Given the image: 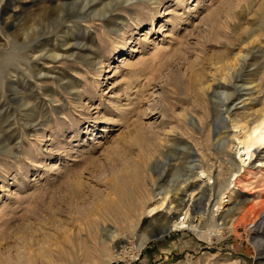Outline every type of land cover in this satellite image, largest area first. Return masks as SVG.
Returning a JSON list of instances; mask_svg holds the SVG:
<instances>
[{
    "label": "rangeland",
    "instance_id": "1",
    "mask_svg": "<svg viewBox=\"0 0 264 264\" xmlns=\"http://www.w3.org/2000/svg\"><path fill=\"white\" fill-rule=\"evenodd\" d=\"M9 1L1 3L0 13L5 18L9 12L16 14L13 26H35L37 32L34 29L29 34L30 45L42 41L50 52L70 44L79 50L77 56L91 57L103 67L96 74L97 65L91 68L81 60L55 62L60 68L59 72L55 69V75H61L62 82H54L53 73L39 80L42 93L47 95L55 88L61 94L51 103L58 105L55 110L44 103V95H37L35 77L20 70L10 75L0 61L1 264L4 259L17 264L22 255L25 264H103L112 250L121 252L124 243L110 247L100 237V224H110L119 238L133 234V242L144 229L156 230L166 205L137 221V195L122 204L110 188L115 172L125 175L131 169L127 164L139 161L140 146L147 152L171 144L168 161L161 159L162 164L154 169L160 173V185L177 178H171L173 165L177 166V174L183 175L188 173V166L201 162L212 173L207 185L212 186L214 194L231 168L230 152L214 150L223 143H215L219 137H228L227 130L212 134L218 116L212 112L211 101L221 97V89L214 87L224 82V63L238 54L243 57L244 63L242 67L241 61L236 65L237 77L230 86L242 95H233L232 103L246 108H237L236 112L244 114L264 107V0H152L158 8L153 24L143 8L145 0ZM105 11L109 13L101 20L100 14ZM118 16L127 19L121 24ZM133 17L141 18L142 23H135ZM116 23H120L121 37L109 31ZM4 25L1 21L8 35L12 25ZM84 69L89 73L83 74ZM206 83L211 86L209 97L200 89ZM15 90L19 92L15 94ZM72 91H80L81 99L71 100ZM190 115L197 121V128L192 129L186 121ZM245 116L241 115L243 119ZM27 118L33 119L25 125ZM36 122L39 130L33 128ZM36 131L39 137L33 135ZM169 136L179 140L172 144ZM7 146L14 155H4ZM166 163L169 165L163 172ZM73 181L81 184L77 198L69 190ZM233 187L216 214L218 230L207 229L214 226L206 220L212 215L208 209L213 194L210 197L207 190L206 194L189 190L181 200L188 198V219L198 224V234L187 228L171 231L161 239L148 241L139 252L127 242L124 254L107 264H264V148L248 160ZM104 198L115 201L117 209L111 220H100L93 214ZM201 202L207 204V214L196 212ZM84 208L89 213L93 210V227H84L79 219V211ZM121 218H136L135 227L125 226ZM55 222H62L63 229L55 228ZM15 235L23 243H12Z\"/></svg>",
    "mask_w": 264,
    "mask_h": 264
},
{
    "label": "bare ground",
    "instance_id": "2",
    "mask_svg": "<svg viewBox=\"0 0 264 264\" xmlns=\"http://www.w3.org/2000/svg\"><path fill=\"white\" fill-rule=\"evenodd\" d=\"M3 1L4 0H0V5ZM130 1L131 0H126V2H130ZM9 2H8V5L12 6V4H9ZM145 2L147 5L145 7L143 6V8H145L147 10V12H149V16H151L149 19H150L151 23L153 24L154 13H158L157 5H153L152 0H145ZM252 2H253V0L250 3H252ZM2 7H3V5H2ZM15 8H13V9H15ZM0 10H1V7H0ZM62 11H63V9H59L60 13ZM9 13H8L6 18L3 16L4 15L3 12L0 13V19L2 21V24L4 23L5 24L4 26L12 25V28H13V30L11 32H9V34L7 35L3 32L4 27L0 26V32H1L0 33V41H1L0 42V61H1V64L2 63L5 64V67H7L8 73L10 75H12V73L20 70L22 72L24 71L23 73H25V72L28 73V75L30 77H35L36 82H37V90L39 91L37 93V95H39V96L44 95L46 97L44 100V103L45 102L50 103V104L54 103L55 101H58L57 99H55V96L61 95L57 91H55V88H53L50 93H47V95L42 93V91H40V89H42L41 88L42 85L39 82V80L44 79V78L45 79L48 78V75H50L51 73L54 74V77L52 78L54 82H55V80L57 82H62L63 78L61 77V75H59V76L55 75L56 72H59L57 70L60 69L58 66L55 65V62L58 63L59 61H67L68 62L69 60H81L84 65L91 66V68H94L95 65H97L95 68V72H97L96 74H98L99 72L102 71L103 65L100 61L94 62L91 57H88L86 55H81L80 53H79V56H77L79 50L78 51L74 50L75 48L73 49L72 47H70V44L66 45L65 49H63V50H61L59 48L57 51L54 49V50H51L50 52L48 49H46V47L42 46V41H40L39 44L36 43V45H30L29 43L32 42V40L30 39L29 34H30V31H34L35 26H33V24H30L26 27L22 26L20 28L17 27L16 25L13 26V20H14L16 14H12V13L9 14ZM107 13H109V12L105 11V12H102L100 14L101 20L104 19V17L106 16ZM57 16H59V14ZM61 18H63V17L61 16L60 19ZM118 18L120 19L121 24L124 23V21H125L124 19H127V17H124V16H118ZM133 18L136 21L135 23H137V24L139 22H141V20H142L141 18H137V17H133ZM1 21H0V23H1ZM119 24L116 23V27L109 30L116 37H121V35H122L121 33H119V28H118ZM35 32H37V30ZM110 32H108V33L111 34ZM40 45L42 47H40ZM47 52H49V53H47ZM242 59H243L242 55L238 54L236 57L233 58V61L229 60L230 62L228 61L227 63H224L226 61V59H225V61H223L224 64L222 66H224L223 69L225 70V73H224V76L222 77V79L224 82H219L218 86L214 87V89H221V91L219 92V93H221V97L219 96L217 101H211L210 100L212 105L214 106L212 108V112L214 113V116L215 115L218 116L217 117L218 118V126H214V130L212 133L213 136H217L218 134H220L222 128L226 129L228 132V137L226 136L227 137L226 139L219 137L218 140L215 142L218 145V143L220 144L219 140H221V143L222 142L223 143L220 144V146L216 147V144L215 143L213 144L216 147V148H214V150L217 153H222V154H227V153H225L226 150L230 152V154L228 153L227 155H230L228 157H230L229 160H230L231 168L227 170V173H226V176L224 177V180H222V182H219V186L216 189V191L214 192V194L212 193L214 201L212 203V206L210 205L211 206L210 210L208 209V212H210V214H212V215H210L209 219L206 218V220H209V222H210V224L208 223L209 225L214 224V226L213 227L210 226L211 228L208 227L207 229L209 231L218 230V225H215V219L217 218L216 214L219 213L218 211L220 210V208L222 206L223 200L225 198L230 197L231 193L233 192V190H234L233 186L235 185L236 177L239 174H241V172L246 168L247 162L252 157V155L255 152H257L258 150H261L262 148H264V107H258L251 112H247L249 110L245 111L244 114H247V116H245L246 118L248 116H254L252 119L249 120V119H245V117H244V119H243V117H241V115H244L243 112L242 113L236 112L237 108L245 109L246 106L242 105L241 107H236L237 103H232L233 102V99H232L233 95L234 96L236 95V97L242 96L240 94V92L235 93L236 90L239 91V89H236V90L233 89L232 90V87L230 86L233 84V79H235L237 77L236 73L238 71L236 69V65H239V61H241L240 65L242 67V64L244 63ZM222 60H224V59H222ZM69 62H68V64H69ZM217 62H216V65H217ZM221 63H222V61H221ZM47 64L48 65L50 64V65L46 66ZM31 66H34L36 69L31 70ZM69 67L70 68L72 67L71 64ZM78 67H80V66H78ZM239 68H240V66H239ZM55 69H56V72H55ZM51 70H53L54 72H52ZM82 70H83V68H82ZM240 70H241V68H240ZM32 71L36 72V74L34 76L31 75V73H30ZM84 72H85V69H84ZM86 73H89L88 70H87V72H85L83 74H86ZM57 74H59V73H57ZM213 77H216V75L214 74ZM39 86H40V88H39ZM127 89H126V91H127ZM200 89L202 90L201 92L204 95H207L208 97L211 96V94H210L211 86L209 84H207V83L202 84ZM241 91H242V89H241ZM14 92H15V94H17L19 91L15 90ZM128 93H129V91H128ZM216 93H218V92H216ZM70 94L72 96L71 100L75 101L77 99H81L80 98L81 97L80 91H74V92L72 91V92H70ZM83 94H84V92H83ZM126 94H127V92H126ZM212 96H217V95L215 94ZM127 97L129 98V95L126 96V99H127ZM130 99L131 98H129L128 100H130ZM231 103H232V105H231ZM23 104H24V102H23ZM63 105H64V103H63ZM57 106L58 105H54V104L52 105L51 104L48 107H51V109L57 110V108H59ZM6 107H5V109H6ZM83 110H86V109H83ZM44 112H46V111H44ZM55 112L58 114L57 111H55ZM55 112L53 114H56ZM46 114L48 117L50 116L47 112H46ZM32 119L33 118H27L25 125H27V123L29 121H31ZM186 121L188 122V124L191 126L192 129L197 128V121L195 120L194 116H191V115L188 116V118H186ZM9 123H11V122H9ZM11 125H12V123H11ZM38 125H39L38 122H36L33 125L34 130H39ZM9 126H10V124H9ZM107 127H108L107 125L103 126L104 130H106ZM39 134H40V132H37V131L33 133V135L36 137L37 136L39 137ZM169 135H171V134H169ZM169 138H170L169 141L172 144H173V142L179 140V137H176V136H169ZM150 143H153V142H150ZM153 145H155V144H153ZM151 147L152 146H150V148ZM155 147H156V145H155ZM170 147H171V144L170 145L166 144V145H163L160 149L151 150L149 148L150 151L146 152L145 149L143 150L142 147L140 146V149H139L140 153L138 155L140 158L139 161L135 162L133 164L128 163L129 165L127 164V166H126V167L131 168L130 172H126L125 175L119 171L114 173L113 181L110 185V188L113 191L115 197H117V201H120L123 204V202H125V199L130 198L129 200H131V199H133L132 198L133 195H135V196L137 195L136 196V205H135V207L137 209V213H136L137 221L141 219L142 215L152 213L153 211H155L159 208H162L164 205H166V207L164 206L166 212L161 213V215H160V219H163V221L160 223L159 227L156 230H151V231L144 229L140 234H138V241L137 242L132 241L133 240V234L132 235L125 234L119 238V233L115 229H112V226L110 224H106V223L102 224V225L100 224V226H99L100 237L102 238V240H104V242H109L110 247L115 248V247L119 246L121 243H124L121 246L122 247L121 252H118V251L115 252L114 250H112L111 253L109 254V257L104 259L105 261L103 264H107L108 261L111 262L110 260L114 259L115 257H120L121 255H123L124 254L123 251L126 248L127 242L128 243L130 242L131 247H132L131 249H134L137 252H139L145 246V244L148 243V241L150 242V240L154 239L156 236L162 235L163 233H166V232L170 233L171 231L183 230L185 228L190 229L191 231H196V233H197V231L199 232V230H196L197 229L196 227L198 226V224H197V226L193 225L194 219L193 220L188 219V217H189L188 215L190 213L189 211L191 210L189 208V206L186 205V203H187L186 200L188 198L185 201L181 200V195L182 196H184V195L188 196V194H186V192L189 190H191L192 192L194 190H197V191L200 190L201 191L200 194H202L203 192H205V190H207V192L209 191L208 193H210V194H208V193L207 194L210 195V197H211L212 196V194H211L212 186L211 185L208 186L207 184H209V179L212 177V173L207 171V169H205V167H204V164H201V162H198L197 164H191L190 166H188V173L183 174V175L177 174V171H176L177 166L173 165L175 169L171 173V176H172L171 178H173V176L177 177V178L176 179L175 178L170 179L169 183H167L165 185H160L158 183L160 173L158 174L157 172H155L154 169L156 167L158 168V164H162L163 160H161V159H166L168 161V155L170 153L169 152ZM147 148H148V146H147ZM210 149H209V151H211ZM4 155L5 156H11V155H14V153H13L12 149L7 146V148L4 152ZM166 165H169V164L166 163L163 165V169H162L163 172L165 171L164 166H166ZM195 179H199V180L195 181ZM73 182L74 183L69 184V190L73 194L74 198L75 197L77 198L80 196L81 184H80V182L79 183H77L75 181H73ZM203 185H205V186L207 185L208 188L207 189L203 188ZM205 194H206V192H205ZM199 198L200 197H198V199ZM179 199H180V201L178 203L177 200H179ZM131 201H133V200H131ZM173 202H176V204L174 206L172 205ZM102 203L103 204L101 207L98 206V207L94 208L93 214L96 215L100 220H111V219H113L114 218V212L113 211L117 209V208L115 209V207H114L115 205L113 204V203H115V201L112 202L111 200L104 198ZM210 203L211 202H208V204H210ZM95 204L96 203H93V205H95ZM205 205H207V204L201 202V205H200V207H197L196 212L202 213V214H203V212H206L207 209H206ZM213 206H215V208ZM91 209H92V207H91ZM194 209H195V206L192 208V211H193V213H196L194 211ZM92 211H91V213H89L88 210H86L85 208L81 209L79 211L81 213L79 219L81 220L84 227L85 226L93 227L95 225V223H96L95 219L91 218L93 215ZM181 214H182V216L179 218V216ZM206 214H207V212H206ZM116 218H117V216H116ZM199 218H200V216H199ZM155 219H156V217H155ZM263 220H264V217H263ZM121 222H123V224H125V226H127L131 229V228L135 227V225H136V223H135L136 218L130 219V220H128L126 218H121ZM61 223L55 222V228H58V229L62 228L63 229V226ZM197 223H199V222H197ZM207 235H209V234L207 233ZM9 236H11V235H9ZM70 238H72V237H70ZM25 239L26 238H24V241H26ZM19 241H21L20 236L15 235L14 239L12 240V243H18L19 244ZM21 243H23V242L21 241ZM18 244H16V245L18 247H20L21 245L19 246ZM255 246H257V245H255ZM23 249H24V247H23ZM27 253H28V251H27ZM103 256H105V255L103 254ZM23 258H24V255H22L21 259L17 261L18 263L17 262L16 263L17 264H25V258H24V261L22 260ZM1 259H0V261H1ZM15 259H17V258H15ZM4 260H5L4 261L5 264L6 263L8 264V262L10 263V261L7 262L6 259H4ZM13 261L15 262V260H13ZM4 262H3V264H4Z\"/></svg>",
    "mask_w": 264,
    "mask_h": 264
},
{
    "label": "water",
    "instance_id": "3",
    "mask_svg": "<svg viewBox=\"0 0 264 264\" xmlns=\"http://www.w3.org/2000/svg\"><path fill=\"white\" fill-rule=\"evenodd\" d=\"M166 234H168V233H167V232H166V233H163L162 235L156 236L154 239H155V240L161 239V238H163Z\"/></svg>",
    "mask_w": 264,
    "mask_h": 264
}]
</instances>
